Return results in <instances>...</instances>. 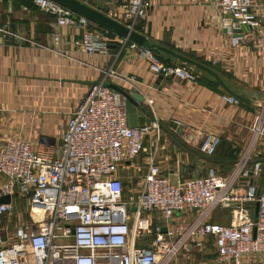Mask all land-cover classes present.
Returning a JSON list of instances; mask_svg holds the SVG:
<instances>
[{
	"label": "built area",
	"instance_id": "2783aa9c",
	"mask_svg": "<svg viewBox=\"0 0 264 264\" xmlns=\"http://www.w3.org/2000/svg\"><path fill=\"white\" fill-rule=\"evenodd\" d=\"M153 1L119 0L110 18L130 30L145 32ZM210 2L222 16L221 28L231 47L251 34L261 36L264 0ZM32 3L54 18L56 42L60 28L78 29L81 36L75 45L89 55H107L105 32L50 0ZM254 44L264 54V37ZM142 54L152 74L194 80L181 66L168 65L144 48ZM107 77L119 79L126 91V87L135 88L132 80L106 73L102 81L90 86L69 117L57 149L45 144L39 149L17 137L0 139V198L10 197V203L0 204V217L11 214L13 198L29 204L28 220L11 237H3L0 231V264H170L179 253L189 252L186 248L192 249L198 237L213 239L220 264H243L247 256L264 264V159L257 151L259 138L264 136V118L257 119L248 148L226 175L212 169L204 177L175 181L161 176L154 163L156 145L140 190L134 199L126 200L118 177L120 167L144 150V140L152 130L158 139L159 124L152 118L149 128H129L125 99L106 85ZM144 99L150 106L151 101ZM223 99L229 106L239 104L228 94ZM185 140L204 155L211 154L218 143L200 132ZM222 211L228 222H213V215ZM142 212L158 213L161 220L148 223L141 219ZM183 213L194 216L186 228L173 222ZM146 236H151L147 245H138Z\"/></svg>",
	"mask_w": 264,
	"mask_h": 264
},
{
	"label": "crops",
	"instance_id": "0c3cea01",
	"mask_svg": "<svg viewBox=\"0 0 264 264\" xmlns=\"http://www.w3.org/2000/svg\"><path fill=\"white\" fill-rule=\"evenodd\" d=\"M118 3L119 0H91L88 6L111 17ZM221 17L210 0H154L146 31L137 32L150 43L207 63L221 77L261 85L264 54L256 44L255 48L248 47L244 41L231 47L229 36L221 28ZM53 22L54 18L40 12L32 0H0V139L17 137L31 141L39 149L42 144L57 149L69 117L90 86L102 81L106 73L114 72L133 81L135 88L126 87L127 90L151 101L148 106L144 99L141 108L159 126L165 125L174 133L170 122L181 126L182 133L176 135L182 143L189 146L186 136L198 132L218 140L214 151L204 155L184 144H172L164 132L166 138L158 140L154 159L161 176L175 181L204 177L212 169L226 175L248 148L252 127L261 118V111L248 110L240 103L229 106L223 99L225 92L205 84V74H192L194 80L156 76L148 69L143 48L117 36L108 37L107 55L86 54L79 44L75 45L80 30L60 28L56 42ZM175 60L169 65L181 66L180 62L174 64ZM109 84L122 86L119 79L112 77H107L106 85ZM147 141L144 140V150L124 167L126 172L119 170L123 185L131 172L145 173L154 150ZM257 151L264 159V136L259 138ZM14 207L12 204L11 214L0 217V231L5 238L28 220V211L23 216ZM193 218L183 213L173 222L178 225L176 220L191 222ZM138 245L147 243L140 241ZM243 264L259 263L255 257L247 256Z\"/></svg>",
	"mask_w": 264,
	"mask_h": 264
},
{
	"label": "water",
	"instance_id": "95a60500",
	"mask_svg": "<svg viewBox=\"0 0 264 264\" xmlns=\"http://www.w3.org/2000/svg\"><path fill=\"white\" fill-rule=\"evenodd\" d=\"M66 9L71 11L77 16H80L92 25L102 28L103 30L114 34L115 36L123 39L125 43H131L140 48L147 49L148 51L159 54L162 53L165 56L176 59L180 62L181 67L191 66L196 68L203 74L208 75L211 78V82L221 88L226 94L235 98L239 103H242L250 108L262 111L264 113V95L258 92L243 90L241 94L235 93L230 90L228 86L224 83L223 79L211 68L189 59L183 55L177 54L172 50L162 47L155 43L148 42L147 38L136 31L130 30L124 25L120 24L116 20L108 17L107 15L93 9L92 7L80 3L78 0H50ZM109 88L113 89L119 93L124 99V105L126 110L127 125L132 129H141L149 128L152 125V118L146 114L141 104L143 102V97L137 93L126 91L121 87L115 85H108ZM173 130H176L177 133H182L181 126L174 122L169 124ZM129 163L127 162L126 165ZM10 203V197L4 196L0 198V204ZM258 211V204L254 205V214L253 217L256 219ZM161 232L165 233L166 228H161ZM190 247H187L186 250L190 251Z\"/></svg>",
	"mask_w": 264,
	"mask_h": 264
},
{
	"label": "rangeland",
	"instance_id": "374dc122",
	"mask_svg": "<svg viewBox=\"0 0 264 264\" xmlns=\"http://www.w3.org/2000/svg\"><path fill=\"white\" fill-rule=\"evenodd\" d=\"M107 11L108 10H106V12ZM112 14H113V12H112ZM260 34H261V36H259V37L257 36V34L256 35L251 34L248 36V38H246L244 40V42L245 43L247 42L246 45L248 47L253 46V48H255L254 42H258L259 40H261L264 37V30L260 29ZM174 62H175L174 64H176V62L179 63V61H177V60H175ZM262 69H263V72H261V80H263V81H262L261 85H252V83H250L249 81L240 82V81L233 80V79L230 80V78H228L226 76H222L223 78L222 77L221 78L224 80V82L228 86V88L230 90L234 91L235 93L241 94L243 90L251 89L254 92H258V93H260V91H261V94L264 95V85H263L264 84V66L262 67ZM186 71L190 74H197L198 73V70L194 67H191V66L186 68ZM203 76L210 79L206 75H203ZM259 80H260V78H259ZM263 118H264V113L261 111V119H263ZM164 132L168 133V135H169L168 139L172 144H174V145H183L184 144L185 147H188L189 149L197 152L196 149H194L190 146H187L185 143H182V140L179 138V135H176V134H179V133H177V131H176V133H174V132H172V130H169L165 125L159 126V131H158L159 137H158V139L156 138V131L152 130L150 135H148L145 140H148L147 142L149 144H151L152 148L154 149V147H156V145L159 143V141L161 142V140L163 141L166 138L165 136L163 137ZM122 170H125V172H126L127 169L124 167H120V171H122ZM144 174L137 175V174L132 173V172L129 174V176L127 177V181L124 183V188H125L124 199L131 200V199L135 198L138 191L140 190V183H141V180H142ZM12 204L15 206L14 208L16 209V211L23 214V216L28 211L29 204L24 199L13 198ZM153 214H154V212H150V213L149 212H142V213H140V217H141V219L147 220L148 223H152V222H156V221L160 222L161 217L159 216V214L157 213L158 215H154L155 218L153 217ZM212 221L222 223V224H226L228 222V217L223 211L222 212H216L212 217ZM189 222H190L189 219L185 220V221H183V220L177 221L176 220V223H178V225L182 226L183 228H186L190 224ZM148 230H152V228L149 226ZM140 239L142 240V242H145V244H146V242H148V240L151 239V236H146V237H143ZM170 264H220V263L217 261V256H216V251H215L213 239L210 237H198L196 239V243L194 244V247L189 252L179 253L176 257L173 258V260L171 261Z\"/></svg>",
	"mask_w": 264,
	"mask_h": 264
},
{
	"label": "trees",
	"instance_id": "16d2710c",
	"mask_svg": "<svg viewBox=\"0 0 264 264\" xmlns=\"http://www.w3.org/2000/svg\"><path fill=\"white\" fill-rule=\"evenodd\" d=\"M97 29L98 30H100V31H102V32H105L106 33V35L108 36V37H116L114 34H112V33H110V32H106L105 30H103L102 28H99V27H97ZM137 31L139 32L140 30L139 29H137ZM164 63H166V64H170V62H172V60H175V59H173V58H170V57H168V56H165V55H163L162 53H159V54H156ZM194 61H197V62H199V63H201V64H203V65H205V66H207V67H209V68H211L207 63H205V62H203V61H201V60H199V59H193ZM206 75V74H205ZM206 76H208V75H206ZM209 77V76H208ZM221 77V76H220ZM210 78V77H209ZM223 78V77H222ZM207 81L208 82H206L205 84L206 85H208L209 87H211V88H213L214 90H218V91H221L222 93H224V91L221 89V88H219L218 86H216V85H214L212 82H211V78L210 79H208L207 78ZM224 81V80H223ZM225 83V82H224ZM239 105H242V106H244L246 109H248V110H251V108H249V107H247V106H245L244 104H242V103H240ZM214 154V153H213ZM212 154V155H213ZM230 154H231V152H230ZM230 156V155H229ZM235 158V156H231V159H234Z\"/></svg>",
	"mask_w": 264,
	"mask_h": 264
}]
</instances>
